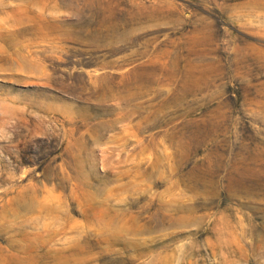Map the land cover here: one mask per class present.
I'll list each match as a JSON object with an SVG mask.
<instances>
[{"label": "rangeland", "instance_id": "1", "mask_svg": "<svg viewBox=\"0 0 264 264\" xmlns=\"http://www.w3.org/2000/svg\"><path fill=\"white\" fill-rule=\"evenodd\" d=\"M0 264H264V0H0Z\"/></svg>", "mask_w": 264, "mask_h": 264}, {"label": "bare ground", "instance_id": "2", "mask_svg": "<svg viewBox=\"0 0 264 264\" xmlns=\"http://www.w3.org/2000/svg\"><path fill=\"white\" fill-rule=\"evenodd\" d=\"M29 206V205H28Z\"/></svg>", "mask_w": 264, "mask_h": 264}]
</instances>
